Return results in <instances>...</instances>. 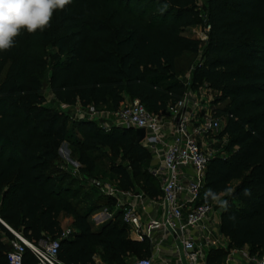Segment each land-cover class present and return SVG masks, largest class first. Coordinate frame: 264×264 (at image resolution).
<instances>
[{
    "label": "trees",
    "instance_id": "obj_1",
    "mask_svg": "<svg viewBox=\"0 0 264 264\" xmlns=\"http://www.w3.org/2000/svg\"><path fill=\"white\" fill-rule=\"evenodd\" d=\"M200 15L199 0H71L54 12L48 27L34 33L22 29L13 46L0 51L2 222L39 244L61 239L62 219L71 217L76 231L62 240L65 264H95L97 255L106 264H133L151 255L147 242L129 238L112 199L100 196L87 211L80 209L79 189L58 163L66 142L81 170L96 177L108 150L112 165L105 173L114 185L156 199L161 188L150 172L152 153L138 144L134 129L71 123L46 106L44 91L47 87L56 104L68 107L117 111L129 97L150 113L165 115L187 93L179 64L201 51V41L185 35ZM206 16L211 31L205 63L194 72L192 86L202 83L213 97V112L225 122L221 139L228 138V156L209 166L204 203L219 204L220 231L232 248L259 255L264 250V0H207ZM102 209L114 213V220L94 231L89 218ZM13 240L0 222V264H8ZM226 256L213 250L207 264H225ZM24 264H37L31 251Z\"/></svg>",
    "mask_w": 264,
    "mask_h": 264
},
{
    "label": "built area",
    "instance_id": "obj_2",
    "mask_svg": "<svg viewBox=\"0 0 264 264\" xmlns=\"http://www.w3.org/2000/svg\"><path fill=\"white\" fill-rule=\"evenodd\" d=\"M211 27L206 23V32L201 42L207 44ZM79 113L83 114L78 106ZM201 104L191 93L167 114L154 115L138 100L122 104L117 111L87 108L92 121L105 120L104 128L144 129L143 146L152 153L150 170L158 181L161 196L148 198L143 193L123 191L101 180H93V188L100 196L114 201L115 213L122 216L128 228L129 238L147 242L151 255L136 259L133 264H207L213 250L227 253L225 264H264V250L253 255L248 248L236 249L220 231L221 208L217 202L204 203L203 190L212 161L217 157L211 136L223 131L224 119L214 112L197 116ZM77 109V108H76ZM112 125V126H111ZM211 140V141H210ZM228 145V138L222 139ZM107 214L111 212L106 210ZM114 218L112 213L109 215ZM14 235L8 264H24V256L31 251L37 264H65L60 259L62 240L74 236L64 229L59 240L31 243L21 234ZM95 264H106L101 256Z\"/></svg>",
    "mask_w": 264,
    "mask_h": 264
},
{
    "label": "rangeland",
    "instance_id": "obj_3",
    "mask_svg": "<svg viewBox=\"0 0 264 264\" xmlns=\"http://www.w3.org/2000/svg\"><path fill=\"white\" fill-rule=\"evenodd\" d=\"M199 8L201 11V15L197 19V23L194 27L190 28L188 35L194 37L195 39L202 40L206 32V23H207V16H206V9H207V0H199ZM114 11V9H112ZM123 19V16H120ZM206 43L201 42V51L197 56H186L184 60H182L179 64V72L183 80L186 82L187 85V93H191L193 99L200 102L201 107L200 110L197 112V116L201 119L205 114L213 112V97L208 94L207 88L202 83L197 87L194 88L192 86V77L194 72L197 70L199 66H202L205 63L204 60V49ZM45 94L47 95V103L46 106L52 109H55L61 113H63L67 119L73 123L78 121H90L96 123L100 128H104L105 120L99 119L97 122L92 121L91 117L87 115V108L82 109L83 114L79 113V107H68L64 104H56L54 102L53 96L50 94L49 89L45 87ZM126 102V101H125ZM55 103V104H54ZM79 108V109H78ZM112 126V125H111ZM71 127V126H69ZM109 131V130H107ZM211 140L213 141V149L217 153L218 156L227 157L226 148L227 143L221 139V131L216 132L214 135L211 136ZM210 140V141H211ZM105 154L102 156V160L100 161V173L98 176H91L88 173L82 171L81 165L79 161L73 157L72 150L68 143L64 142L60 149H59V157L60 163L58 165L61 168H64L66 171L72 175L74 183L71 184L74 190L79 189V196L76 200V203L79 205L80 209H84L87 211L90 206L98 200L100 194H97V191L92 186L93 180H101L106 181L114 185L113 180H111L110 176L106 175V171H108L112 165L110 162V155L108 154V150H104ZM62 152V153H60ZM116 163L121 162V159H114ZM152 165H150V170ZM70 183V182H69ZM111 214V213H110ZM110 214H107L106 209L99 210L95 212L93 215L90 216L89 221L92 224L93 230L98 231L100 228L107 224L110 221H113L109 217ZM114 213H112V216ZM73 219L71 217H64L62 219V225L64 229L71 230L73 233L76 231L73 227ZM140 259V258H138Z\"/></svg>",
    "mask_w": 264,
    "mask_h": 264
},
{
    "label": "clouds",
    "instance_id": "obj_4",
    "mask_svg": "<svg viewBox=\"0 0 264 264\" xmlns=\"http://www.w3.org/2000/svg\"><path fill=\"white\" fill-rule=\"evenodd\" d=\"M70 3L71 0H0V51L10 49L22 29L34 33L48 27L54 12ZM248 194L246 189L245 195ZM207 195L218 199L211 191Z\"/></svg>",
    "mask_w": 264,
    "mask_h": 264
},
{
    "label": "water",
    "instance_id": "obj_5",
    "mask_svg": "<svg viewBox=\"0 0 264 264\" xmlns=\"http://www.w3.org/2000/svg\"><path fill=\"white\" fill-rule=\"evenodd\" d=\"M136 134H137V142L138 144H142L144 139H145V136H146V132L144 129H139L136 131ZM62 153V152H60Z\"/></svg>",
    "mask_w": 264,
    "mask_h": 264
},
{
    "label": "crops",
    "instance_id": "obj_6",
    "mask_svg": "<svg viewBox=\"0 0 264 264\" xmlns=\"http://www.w3.org/2000/svg\"><path fill=\"white\" fill-rule=\"evenodd\" d=\"M189 30H190V29H189ZM189 30L186 32L185 35H186L187 37H189V38H193V39H195L194 37H191V36L188 35ZM207 92H208L209 95H211L210 92H209L208 90H207ZM125 101H126V102L130 101L129 97H126V98H125ZM126 102H124V103H126ZM124 103H123V104H124ZM212 106H213V105H212ZM152 165H153V162H152ZM72 227H73V226H72ZM63 229H64V228H63ZM100 229H101V228H100ZM98 231H99V230H98ZM133 241H134V240H133Z\"/></svg>",
    "mask_w": 264,
    "mask_h": 264
}]
</instances>
